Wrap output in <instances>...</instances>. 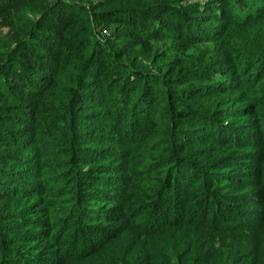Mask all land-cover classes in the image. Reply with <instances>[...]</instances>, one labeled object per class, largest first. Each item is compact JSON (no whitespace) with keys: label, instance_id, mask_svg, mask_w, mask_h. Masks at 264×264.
I'll use <instances>...</instances> for the list:
<instances>
[{"label":"trees","instance_id":"16d2710c","mask_svg":"<svg viewBox=\"0 0 264 264\" xmlns=\"http://www.w3.org/2000/svg\"><path fill=\"white\" fill-rule=\"evenodd\" d=\"M3 26L0 264H43L54 221L76 254L100 247L89 209L137 182L143 216L103 264H264L263 218L234 204L253 194L224 172L264 117V0H0Z\"/></svg>","mask_w":264,"mask_h":264},{"label":"rangeland","instance_id":"374dc122","mask_svg":"<svg viewBox=\"0 0 264 264\" xmlns=\"http://www.w3.org/2000/svg\"><path fill=\"white\" fill-rule=\"evenodd\" d=\"M82 4L86 7H90L91 3L96 0H80ZM188 1H200L203 2L205 0H188ZM113 23L108 24L106 31L102 30L101 35H106V33L113 29ZM98 29V27H97ZM8 28L6 26L0 27V38L3 39L7 34ZM168 42V41H167ZM262 106L254 105L252 110L253 114H249L248 120L251 124H253L251 128V132L246 139H241V143L246 145L247 147H243L241 149V156L244 159L243 161L248 163L246 166L244 165H231L225 169V174L228 176H235L237 178V184L241 185L238 189L236 186L232 191L235 193H243L247 192V194H253V197L250 195H241L244 198L241 201L235 202L234 204L240 208L246 209L254 213V216H258L263 218L264 221V117L260 115L262 111ZM259 114V115H257ZM243 163V162H242ZM225 183V182H224ZM222 181L219 183H215L219 186V191H231L226 189L225 185ZM141 184V183H140ZM140 184L133 183L131 192L126 191L123 194L118 189H114L110 191L107 200L104 202L94 201L95 206H91L89 210L91 212H97V219L94 220V224L98 225L100 229L104 231L107 229L108 231H112V235L103 241L100 247L90 251V252H82L75 253L78 249V244L76 239L72 238V228H65L64 226H60L58 222L54 221L50 223L46 231L34 234L37 237L31 241V253L42 256L43 264H48V260L56 259L59 261L60 259H64V264H103V260H101V255L103 254V258L105 259L106 255H108V250H112V244L114 243V231L116 232L117 228H122L123 226H131L134 222H140V218L143 216V211L135 214L134 205L131 202L134 200V194H136V190H140ZM213 186L212 189H218L217 186ZM233 188V186H231ZM134 193V194H133ZM248 197V198H245ZM50 211V210H48ZM38 230V229H37ZM244 230V229H241ZM36 229H34L33 233H35ZM102 236H99L102 238ZM71 246L70 250L65 252L64 250ZM45 259V260H44ZM66 259V260H65ZM51 262V261H50ZM52 264V262L50 263ZM61 264H63L61 262Z\"/></svg>","mask_w":264,"mask_h":264}]
</instances>
